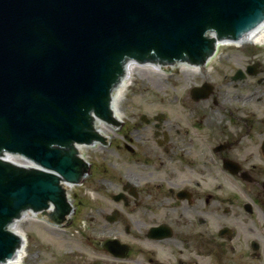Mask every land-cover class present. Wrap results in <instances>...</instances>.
I'll return each instance as SVG.
<instances>
[{"label": "flooded vegetation", "instance_id": "1", "mask_svg": "<svg viewBox=\"0 0 264 264\" xmlns=\"http://www.w3.org/2000/svg\"><path fill=\"white\" fill-rule=\"evenodd\" d=\"M151 71L166 96L110 137L113 189L99 188L82 220L73 189L61 222L37 213L46 236L25 231L17 264H264L263 34Z\"/></svg>", "mask_w": 264, "mask_h": 264}, {"label": "water", "instance_id": "2", "mask_svg": "<svg viewBox=\"0 0 264 264\" xmlns=\"http://www.w3.org/2000/svg\"><path fill=\"white\" fill-rule=\"evenodd\" d=\"M263 19L264 0H0V153L38 166L0 156V262L25 208L69 211L62 181L88 168L77 145L103 140L93 119L116 121L110 95L128 61L203 63Z\"/></svg>", "mask_w": 264, "mask_h": 264}, {"label": "rangeland", "instance_id": "3", "mask_svg": "<svg viewBox=\"0 0 264 264\" xmlns=\"http://www.w3.org/2000/svg\"><path fill=\"white\" fill-rule=\"evenodd\" d=\"M161 81L164 82L163 78L153 73L149 68L137 67L132 70L129 73L128 86L119 103L120 117L125 119L126 122H129L135 120L134 116H136L139 111L152 110L153 106L149 103L150 100L152 98L155 99L156 94L166 96L163 94L166 87L159 84ZM122 124L123 123L120 122L118 125ZM114 128L109 127L107 129L108 131L104 143L86 144L80 151L86 162H88L89 167L87 176L82 180L83 183L73 188L74 191H77L78 197H81L83 200V205L77 208L76 212L73 213L74 219L82 220L84 214L86 216V209H93L92 205H95L99 198V188L109 189L110 192L114 187L112 184L114 180L113 164L120 166L121 163L119 161L121 154L111 147L110 137L112 139L121 140L120 134L124 132L123 126L118 129H116V127ZM101 206L106 209L104 204ZM38 224L39 222L37 220L30 218L24 219L20 223V228L23 232H33L35 238L36 236H46V233L43 234L37 230ZM43 241H50L55 245L58 240H56L54 236H50L43 239Z\"/></svg>", "mask_w": 264, "mask_h": 264}, {"label": "bare ground", "instance_id": "4", "mask_svg": "<svg viewBox=\"0 0 264 264\" xmlns=\"http://www.w3.org/2000/svg\"><path fill=\"white\" fill-rule=\"evenodd\" d=\"M263 29H264V22H262L261 24H258L255 29L246 33L245 39L254 40L256 38H261L262 34L264 36V30ZM148 65H150V64H148ZM151 65L153 66V64H151ZM136 68H137V65L126 64L124 67L122 76L119 78V80L115 84L114 89L111 92V95H110L111 100L109 103V108L111 109L112 115H113L114 119H116V121L118 119L119 120L122 119L120 117L121 113H120L119 103L121 102V100L123 98L124 91L128 86L129 73ZM109 127H110L109 123L104 122L102 119H99L97 117L93 119V128L96 131H98L102 136L104 135L106 137V134L108 131L107 129ZM83 146H85V145H83V144L77 145V149L79 152L81 151ZM22 220H23V218H19V219L14 220L10 226V229L13 232L15 231L17 233H22L21 228H20V223L22 222ZM22 251H23L22 248H19V250L17 251V255L19 253H22Z\"/></svg>", "mask_w": 264, "mask_h": 264}]
</instances>
